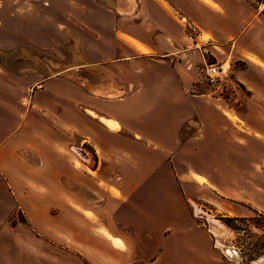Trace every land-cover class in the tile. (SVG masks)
Segmentation results:
<instances>
[{"label": "crops", "instance_id": "1", "mask_svg": "<svg viewBox=\"0 0 264 264\" xmlns=\"http://www.w3.org/2000/svg\"><path fill=\"white\" fill-rule=\"evenodd\" d=\"M66 2L94 79L48 75L47 21H0V264H218L197 201L264 215V0ZM207 63L237 87L190 92Z\"/></svg>", "mask_w": 264, "mask_h": 264}, {"label": "rangeland", "instance_id": "2", "mask_svg": "<svg viewBox=\"0 0 264 264\" xmlns=\"http://www.w3.org/2000/svg\"><path fill=\"white\" fill-rule=\"evenodd\" d=\"M45 1L48 0H0V21H7L6 26L9 23V17L14 16L30 17L39 25L42 21H47L50 30V39L48 40L50 51L48 75L53 76L58 73H65L66 70H71L75 71L76 75L80 74L83 78L88 79L92 77L94 79V75L91 73V70L94 69L87 67L81 68V71H77L74 68V65L80 61L81 40L78 38V31L76 30L78 25L74 23L71 11L69 12V9L65 8L68 2H66V0H49V4L51 3L49 8L54 11L55 14L51 13L45 16L41 14L42 5ZM58 10L63 11L64 15L57 17L56 12H58ZM62 31L63 34L61 35ZM51 36H53V38H51ZM55 36L60 37L56 38ZM200 68L199 72H197V79L199 81H201ZM230 73L234 80L231 70ZM234 87H237L235 82L234 86L228 85V90L226 92H232ZM191 89L194 91H191ZM191 89L190 92H194L195 94H211V96L221 95L218 93L215 86L206 83L205 85L203 83L195 84ZM51 122L52 121H50V123ZM53 123L55 122L53 121ZM63 135L64 141H62V144L67 154L70 156L72 165L79 170H88L87 167L95 168L97 158L94 152L87 145H80L77 139H73L71 127L64 126ZM198 181L202 182L200 178ZM197 203L201 206L199 208V206L195 204L193 212L197 218L202 215L207 218L208 223L206 226H208L209 229L210 222L214 221L223 226V230H221L223 234H218L220 233L219 230H211L215 246L213 249H215L220 256H218V264H251L250 262L255 261L257 262L256 264H259V260L261 261V259L264 258V215L252 212L248 218H227L216 212H212L207 205H202L200 201H197ZM224 249L227 255L224 253ZM222 252L225 255H223ZM261 256L263 257L257 260ZM239 258H241L240 261Z\"/></svg>", "mask_w": 264, "mask_h": 264}, {"label": "built area", "instance_id": "3", "mask_svg": "<svg viewBox=\"0 0 264 264\" xmlns=\"http://www.w3.org/2000/svg\"><path fill=\"white\" fill-rule=\"evenodd\" d=\"M230 70V66L225 63H207L201 74L206 84L215 86L218 93L223 95L228 90V85L234 86Z\"/></svg>", "mask_w": 264, "mask_h": 264}, {"label": "bare ground", "instance_id": "4", "mask_svg": "<svg viewBox=\"0 0 264 264\" xmlns=\"http://www.w3.org/2000/svg\"><path fill=\"white\" fill-rule=\"evenodd\" d=\"M102 121L107 125V126H111V123L109 122V121H107V120H105V119H102ZM222 225H220L219 223H217L216 221H214V222H210V232H211V230L212 229H214V231L215 230H219V232L220 233H218V234H223L222 233V231L221 230H223L222 229V227H221ZM227 250V249H226ZM229 250V249H228ZM224 253L226 254V252H225V249H224ZM227 255V254H226Z\"/></svg>", "mask_w": 264, "mask_h": 264}]
</instances>
